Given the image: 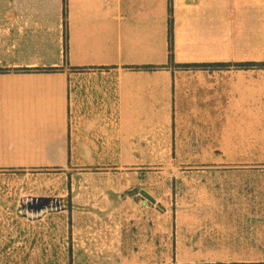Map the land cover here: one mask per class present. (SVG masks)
I'll use <instances>...</instances> for the list:
<instances>
[{
  "label": "crops",
  "instance_id": "obj_1",
  "mask_svg": "<svg viewBox=\"0 0 264 264\" xmlns=\"http://www.w3.org/2000/svg\"><path fill=\"white\" fill-rule=\"evenodd\" d=\"M256 63L264 0H0V264L264 254Z\"/></svg>",
  "mask_w": 264,
  "mask_h": 264
},
{
  "label": "rangeland",
  "instance_id": "obj_2",
  "mask_svg": "<svg viewBox=\"0 0 264 264\" xmlns=\"http://www.w3.org/2000/svg\"><path fill=\"white\" fill-rule=\"evenodd\" d=\"M257 132V138L256 140H253L252 138V142L250 145V147L252 148L251 150H257L260 152L264 151V143L261 144V137H260V131L259 128L256 130ZM256 141V142H255ZM243 142V141H242ZM256 147V149H254ZM210 162H215V163H220L223 161H210ZM252 164V166H264V159H258L255 161H250ZM172 161H167V160H160V161H144V164L141 165L143 167H170L173 166L172 165ZM248 237H250V235H244V234H238L237 236L234 237V240H232L230 243L234 245L233 248H229V250L231 251H242V252H250L252 250H250L248 247H244V241H248ZM219 243V241H218ZM178 250V249H177ZM256 250V249H255ZM180 252L179 257H177L178 259H194V260H200V262H193V263H175V261H172L171 264H233V263H250V264H259V263H264V254L262 255H229V256H220V255H214V256H208L207 253L209 251H214V252H219L221 251L220 249H214L211 246H203L199 249H197L198 252H200L201 254H196V255H182L181 253H184V249H179L178 250ZM256 251H263L264 250H256ZM204 253V254H202ZM165 258L164 256H162V259ZM204 262H202V261ZM163 261V260H161ZM206 261H215L213 263H208ZM222 261V262H221ZM225 261V262H223ZM160 264H165L164 262H161Z\"/></svg>",
  "mask_w": 264,
  "mask_h": 264
},
{
  "label": "trees",
  "instance_id": "obj_3",
  "mask_svg": "<svg viewBox=\"0 0 264 264\" xmlns=\"http://www.w3.org/2000/svg\"><path fill=\"white\" fill-rule=\"evenodd\" d=\"M170 50H171V44H170ZM237 66H239V67H245V66H264V64H259V63H256V64H247V65H245V64H237ZM233 264H250V263H233ZM259 264H264V263H259Z\"/></svg>",
  "mask_w": 264,
  "mask_h": 264
}]
</instances>
